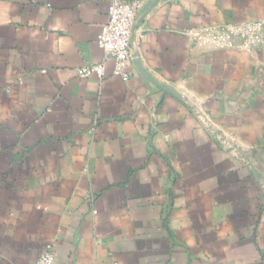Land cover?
<instances>
[{"label": "crops", "instance_id": "crops-1", "mask_svg": "<svg viewBox=\"0 0 264 264\" xmlns=\"http://www.w3.org/2000/svg\"><path fill=\"white\" fill-rule=\"evenodd\" d=\"M111 1L0 0V264H264V34L190 33L264 0H131L127 77L97 41Z\"/></svg>", "mask_w": 264, "mask_h": 264}, {"label": "built area", "instance_id": "built-area-1", "mask_svg": "<svg viewBox=\"0 0 264 264\" xmlns=\"http://www.w3.org/2000/svg\"><path fill=\"white\" fill-rule=\"evenodd\" d=\"M143 3L131 0H112L108 10V18L99 35L98 45L104 50L105 58L115 61L114 72L124 77L128 76V66L133 57L135 42L133 39L137 15ZM204 43H210L220 48L253 49L260 45L264 34V20L244 22H225L191 29ZM77 73L82 78L106 75V62L84 65ZM33 264H57L55 253L48 246Z\"/></svg>", "mask_w": 264, "mask_h": 264}, {"label": "rangeland", "instance_id": "rangeland-1", "mask_svg": "<svg viewBox=\"0 0 264 264\" xmlns=\"http://www.w3.org/2000/svg\"><path fill=\"white\" fill-rule=\"evenodd\" d=\"M262 43V42H261ZM261 43H260V45H261ZM259 45V46H260ZM259 46H257V47H259ZM257 47H255V48H257ZM255 48H253V49H255ZM245 50H249V49H245ZM251 50V49H250ZM245 159H248L249 160V158H245Z\"/></svg>", "mask_w": 264, "mask_h": 264}]
</instances>
